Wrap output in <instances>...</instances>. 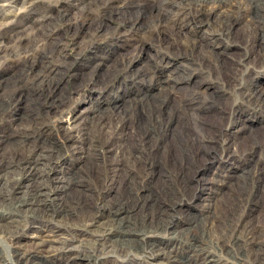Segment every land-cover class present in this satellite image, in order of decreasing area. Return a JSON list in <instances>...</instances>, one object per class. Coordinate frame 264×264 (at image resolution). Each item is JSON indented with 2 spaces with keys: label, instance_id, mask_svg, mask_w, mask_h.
I'll return each instance as SVG.
<instances>
[{
  "label": "bare ground",
  "instance_id": "obj_1",
  "mask_svg": "<svg viewBox=\"0 0 264 264\" xmlns=\"http://www.w3.org/2000/svg\"><path fill=\"white\" fill-rule=\"evenodd\" d=\"M68 1L0 0V264H264V0Z\"/></svg>",
  "mask_w": 264,
  "mask_h": 264
},
{
  "label": "rangeland",
  "instance_id": "obj_2",
  "mask_svg": "<svg viewBox=\"0 0 264 264\" xmlns=\"http://www.w3.org/2000/svg\"><path fill=\"white\" fill-rule=\"evenodd\" d=\"M61 3H64V4H67L68 8L69 9H72L73 11H78L79 9L75 6L71 7L72 5L70 4V2L68 0H59ZM50 4H53L52 2ZM135 14H138V12H136ZM8 19H11V14H7L6 15ZM121 17L120 16H116V17H113L112 19H109L110 23L113 25L115 24V22H117ZM22 32L21 33H30L31 32V29L29 26H27L25 29L21 30ZM240 33V35H243L244 34V31L242 28H239V31H238V34ZM134 36H132L131 38H133ZM66 38L69 39V36L68 34L65 35L64 39L66 40ZM130 39V38H129ZM11 39L9 40V38H5L2 42V44H11ZM107 43H104L103 45H105ZM50 48V46H48ZM71 49V48H69ZM159 48L155 47V46H146L144 47L143 49H139V50H133L132 47H127V48H124V49H120V54H123V55H120V56H132L134 55L135 56V66L136 67H140V66H143L145 63H147V61L149 60V57L151 55H154L156 53V51L158 50ZM69 55L74 58V57H77L75 56L74 54V51L71 49L69 51ZM90 57V51L89 50H86L84 55L79 59L77 58V63L76 65H80L82 63H84L88 58ZM114 58H118L119 56L117 55H113ZM108 63H111L110 60H108ZM176 64V63H175ZM6 69H2L1 71V74L4 73ZM104 68H102L101 71H103ZM166 73H168V71H166ZM261 76H264V70L259 74ZM89 75H86V77H88ZM264 81V79H263ZM73 86V85H72ZM205 87V86H204ZM203 87V88H204ZM87 90L81 92V93H75V96L77 98V104L75 106H73L71 108V110L75 111V113H77V115H80L81 112L85 111L89 105L92 103V101L94 100L95 96H97V94H89L88 92H86ZM86 92V93H85ZM67 115H68V112L67 114L64 113L63 115H61L60 113H53L51 115V118H50V123H51V127H52V131H53V135L55 134V138L57 139V141L59 143H63L64 146H65V140L63 139V134H62V129H61V126L66 124L67 123ZM207 120L209 122H213L215 121L216 119L214 117H209L207 118ZM242 123V127L243 128H247L249 125H252L251 122L249 121H244V122H241ZM194 128V127H193ZM248 132L247 131H242L240 132V135L243 136V141L241 142L242 145H245L247 143L246 141V137L248 136ZM263 134H258L257 137L254 138V140H261L263 138ZM249 144V142L247 143V145ZM64 156L67 160L69 159H72L74 158L73 155H72V152L70 150H68L66 147L64 149ZM54 170V169H53ZM52 170V171H53ZM213 172L216 171V169L213 167ZM239 173V171H238ZM211 176V175H210ZM234 179H236V176L234 175ZM143 182V181H142ZM144 183V182H143ZM142 183V184H143ZM189 203V206L190 208L192 209V211H196L199 206L201 205L202 203V200L200 199H194L193 201H190L188 202ZM254 220L255 222H262L264 220V213L262 211H258L256 212L255 216H254ZM161 237H165V235L161 236ZM58 260H61V262H65V261H70V258H65V257H59L57 258ZM79 264V263H78Z\"/></svg>",
  "mask_w": 264,
  "mask_h": 264
}]
</instances>
